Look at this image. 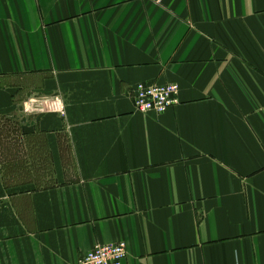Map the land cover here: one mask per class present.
<instances>
[{"label":"crops","instance_id":"obj_1","mask_svg":"<svg viewBox=\"0 0 264 264\" xmlns=\"http://www.w3.org/2000/svg\"><path fill=\"white\" fill-rule=\"evenodd\" d=\"M6 118L51 174L0 176V264H264V0H0Z\"/></svg>","mask_w":264,"mask_h":264},{"label":"rangeland","instance_id":"obj_2","mask_svg":"<svg viewBox=\"0 0 264 264\" xmlns=\"http://www.w3.org/2000/svg\"><path fill=\"white\" fill-rule=\"evenodd\" d=\"M19 123L16 120L0 119V176L7 179L8 186H29L37 188L49 185L44 183L30 184L51 174L49 160L41 154L35 139L19 133ZM35 146V147H34ZM47 178V177H45Z\"/></svg>","mask_w":264,"mask_h":264},{"label":"built area","instance_id":"obj_3","mask_svg":"<svg viewBox=\"0 0 264 264\" xmlns=\"http://www.w3.org/2000/svg\"><path fill=\"white\" fill-rule=\"evenodd\" d=\"M162 1L158 0L159 3ZM179 91V87L173 84L165 86L139 84L134 91L136 109L142 113L163 114L180 104ZM127 258L128 247L125 242L98 244L90 253L83 256L78 264H126Z\"/></svg>","mask_w":264,"mask_h":264}]
</instances>
